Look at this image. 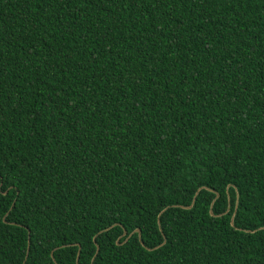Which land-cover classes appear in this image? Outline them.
<instances>
[{
	"label": "trees",
	"instance_id": "obj_1",
	"mask_svg": "<svg viewBox=\"0 0 264 264\" xmlns=\"http://www.w3.org/2000/svg\"><path fill=\"white\" fill-rule=\"evenodd\" d=\"M0 264H264V0H0Z\"/></svg>",
	"mask_w": 264,
	"mask_h": 264
},
{
	"label": "water",
	"instance_id": "obj_2",
	"mask_svg": "<svg viewBox=\"0 0 264 264\" xmlns=\"http://www.w3.org/2000/svg\"><path fill=\"white\" fill-rule=\"evenodd\" d=\"M192 199H193V198H192ZM135 231H136V232H139L138 229H135ZM131 233H132V232H131ZM131 233H130V234H131ZM125 234H126V232H125V230H123L121 235L123 236V235H125ZM125 239H126V238H125Z\"/></svg>",
	"mask_w": 264,
	"mask_h": 264
}]
</instances>
